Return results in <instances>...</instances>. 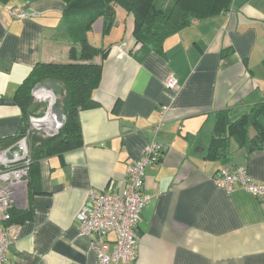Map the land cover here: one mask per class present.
I'll use <instances>...</instances> for the list:
<instances>
[{
    "label": "crops",
    "instance_id": "crops-1",
    "mask_svg": "<svg viewBox=\"0 0 264 264\" xmlns=\"http://www.w3.org/2000/svg\"><path fill=\"white\" fill-rule=\"evenodd\" d=\"M12 7L24 15L10 16ZM65 9L64 0H0V150L23 132L15 95L31 69L70 61L78 45V25L65 19ZM108 24L97 19L85 33L109 49L95 57L102 67L96 105L78 113L82 145L33 164L26 195L14 206L31 217L17 223L6 264H96L76 214L89 189L121 190L129 163L152 140L164 153L144 172L149 200L133 264H264L260 200L239 185L226 192L212 181L228 165L263 183L264 140H245L256 134L253 125L245 136L229 135L223 125L225 140L210 148L218 114L228 122L254 109L264 126V0H230L164 37L158 49L136 43L133 17L122 9ZM169 75L179 85L174 93L164 85Z\"/></svg>",
    "mask_w": 264,
    "mask_h": 264
},
{
    "label": "trees",
    "instance_id": "trees-1",
    "mask_svg": "<svg viewBox=\"0 0 264 264\" xmlns=\"http://www.w3.org/2000/svg\"><path fill=\"white\" fill-rule=\"evenodd\" d=\"M65 19L77 23V47L70 48L68 62H39L30 71L18 87L15 99L23 111V132L28 130L30 115L41 116L46 103L34 101L32 88L39 83L61 84L60 100H57L65 116L58 132L50 136H41L36 130H28V183L31 181L32 167L42 157L52 153L65 152L82 145L81 128L78 113L81 109L96 105L93 91L101 78V63L96 56L105 58L109 46L102 48L91 43L85 33L97 19H103L111 25L115 20V9H122L133 17V36L140 46L148 45L158 49L167 35L186 26L194 18H202L212 12L224 10L230 0H64ZM257 111V110H256ZM254 109L240 115L233 121H224L225 116L218 114L215 130L211 137L210 148H217L225 135L245 136L250 125L256 129L253 137H246L250 144H259L264 140V126L259 122ZM259 111V108H258ZM255 112V114H254ZM226 126V133L221 128ZM10 222L19 223L31 217L27 209L10 210Z\"/></svg>",
    "mask_w": 264,
    "mask_h": 264
},
{
    "label": "built area",
    "instance_id": "built-area-1",
    "mask_svg": "<svg viewBox=\"0 0 264 264\" xmlns=\"http://www.w3.org/2000/svg\"><path fill=\"white\" fill-rule=\"evenodd\" d=\"M8 14L12 17L24 15L23 10L18 7L10 8ZM164 85L171 93L179 88L173 75L165 79ZM44 91L46 90L34 86L32 96L42 101L38 94ZM48 106L49 100L44 115ZM166 109L165 107L160 112L156 130L164 119ZM44 115L30 116L28 130L33 129L34 122ZM28 130L13 146L0 150V264H6L9 249L15 244L18 236L19 227L9 221V212L12 207L22 202L26 195ZM163 153L161 144L152 140L141 156L129 163L126 184L121 190L109 192L91 188L87 191L85 201L76 214V220L80 233L90 240L96 255V264H133L138 247L136 229L140 223L142 209L149 200V196L144 192V172L147 167L159 162ZM212 181L215 186L226 192L232 191L235 185L241 186L258 198L264 208V182L253 179L244 167L224 165L213 175ZM110 234L113 236L112 242L108 240Z\"/></svg>",
    "mask_w": 264,
    "mask_h": 264
},
{
    "label": "water",
    "instance_id": "water-1",
    "mask_svg": "<svg viewBox=\"0 0 264 264\" xmlns=\"http://www.w3.org/2000/svg\"><path fill=\"white\" fill-rule=\"evenodd\" d=\"M36 87L41 88L43 90H50L52 92V94L54 95V98H50L49 99V112L52 113L55 117L56 120V130L52 133H47V135H54L58 132V130L60 129V127L63 125L64 121H65V116L63 114L62 109L59 106V103L56 100V89L57 86L56 84L52 83V82H47V83H39L36 85ZM8 157H10V155L8 154Z\"/></svg>",
    "mask_w": 264,
    "mask_h": 264
},
{
    "label": "bare ground",
    "instance_id": "bare-ground-1",
    "mask_svg": "<svg viewBox=\"0 0 264 264\" xmlns=\"http://www.w3.org/2000/svg\"><path fill=\"white\" fill-rule=\"evenodd\" d=\"M38 95L41 98H47L48 100L50 98H54V95L52 94V92L50 90H46L44 92H39ZM56 123L57 122L55 120V117H54V115L52 113L49 112V109L45 113L44 117H42V118H40V119H38L37 121L34 122V124H36L37 127H43L49 133H50V131H53L54 129H56Z\"/></svg>",
    "mask_w": 264,
    "mask_h": 264
},
{
    "label": "rangeland",
    "instance_id": "rangeland-1",
    "mask_svg": "<svg viewBox=\"0 0 264 264\" xmlns=\"http://www.w3.org/2000/svg\"><path fill=\"white\" fill-rule=\"evenodd\" d=\"M38 96H39V95H38ZM39 97H40V96H39ZM60 97H61V96H60V94H59V92H58V93L56 94V100H60ZM40 98H41V97H40ZM45 99H46V100H45ZM34 101L37 102L38 100H37L36 98H34ZM47 101H48L47 98H42V101H40V102H43V103L45 102V103H46ZM46 105H47V104H46ZM43 115H44V113H43ZM43 115H42V116H43ZM33 126H34V128H35L34 130H36V133L39 134V135H41V136H46L47 133H49V132H48L47 130H45L43 127H37L36 124H33ZM54 130H56V129H54ZM54 130H53V131H54ZM53 131H50V133L53 132ZM27 147H28V144H27Z\"/></svg>",
    "mask_w": 264,
    "mask_h": 264
}]
</instances>
